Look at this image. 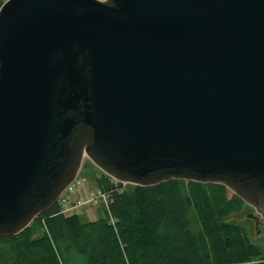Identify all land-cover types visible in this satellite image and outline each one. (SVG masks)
<instances>
[{
    "label": "water",
    "instance_id": "obj_1",
    "mask_svg": "<svg viewBox=\"0 0 264 264\" xmlns=\"http://www.w3.org/2000/svg\"><path fill=\"white\" fill-rule=\"evenodd\" d=\"M84 157L133 186L220 184L264 216V0L4 1L0 236Z\"/></svg>",
    "mask_w": 264,
    "mask_h": 264
},
{
    "label": "trees",
    "instance_id": "obj_2",
    "mask_svg": "<svg viewBox=\"0 0 264 264\" xmlns=\"http://www.w3.org/2000/svg\"><path fill=\"white\" fill-rule=\"evenodd\" d=\"M95 184L113 189L107 178ZM228 192L183 180L130 186L112 192L109 211L94 221L59 214L54 203L20 233L0 236V264H264V253L224 220L245 204Z\"/></svg>",
    "mask_w": 264,
    "mask_h": 264
},
{
    "label": "rangeland",
    "instance_id": "obj_3",
    "mask_svg": "<svg viewBox=\"0 0 264 264\" xmlns=\"http://www.w3.org/2000/svg\"><path fill=\"white\" fill-rule=\"evenodd\" d=\"M0 1L4 2L6 0ZM78 174V179H84V182L79 188L78 194H76L78 197H84L90 192H95L99 188L95 184L97 180L105 178L104 174L93 165L87 157L83 158ZM129 187V185L126 186L125 190ZM231 194L232 192L229 191L228 197H230ZM76 214L80 216L82 221H94L103 217L102 206H85ZM251 214L260 216L258 213H255L253 209L244 204L239 212L227 216L224 220L231 224L238 225L245 237L264 253V236L262 234L256 235L254 224L249 218V215ZM261 230L263 229L261 228Z\"/></svg>",
    "mask_w": 264,
    "mask_h": 264
},
{
    "label": "built area",
    "instance_id": "obj_4",
    "mask_svg": "<svg viewBox=\"0 0 264 264\" xmlns=\"http://www.w3.org/2000/svg\"><path fill=\"white\" fill-rule=\"evenodd\" d=\"M84 182V179H78L76 177L58 196L55 203L58 207L59 214H76L81 208L85 206H102L104 209L109 211L110 194L112 192H123L127 183H122L114 180L111 177H107V182L113 189L109 191H102L97 189L95 192H90L84 197H78L79 188ZM110 224L114 225V219L109 215Z\"/></svg>",
    "mask_w": 264,
    "mask_h": 264
},
{
    "label": "flooded vegetation",
    "instance_id": "obj_5",
    "mask_svg": "<svg viewBox=\"0 0 264 264\" xmlns=\"http://www.w3.org/2000/svg\"><path fill=\"white\" fill-rule=\"evenodd\" d=\"M245 205L250 207L251 209L254 210L255 213H257L254 208H252L251 206H249L247 204H245ZM249 218L252 220V222L254 224L256 235L262 234L264 236V216H258L255 214H251V216ZM261 228L263 230H261Z\"/></svg>",
    "mask_w": 264,
    "mask_h": 264
}]
</instances>
